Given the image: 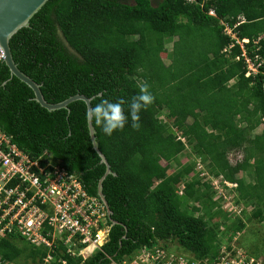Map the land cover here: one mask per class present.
<instances>
[{"label":"trees","instance_id":"trees-1","mask_svg":"<svg viewBox=\"0 0 264 264\" xmlns=\"http://www.w3.org/2000/svg\"><path fill=\"white\" fill-rule=\"evenodd\" d=\"M220 19L237 40L248 39L245 55L260 62L249 76L244 58L236 59L240 45ZM9 46L17 67L40 85L48 102L75 93L93 96L91 106L100 99L124 102L129 119L122 131L108 136L93 125L112 171L102 192L116 223L108 219V240L82 264H109L159 239L214 260L222 227L234 233L252 219L264 222V0H47ZM144 82L155 100L141 110L134 130L130 104ZM0 130L32 158L47 152L52 164L97 196L105 165L91 144L84 101L49 111L1 60ZM230 152L241 158L231 163ZM193 155L205 177L193 162H181ZM210 176L235 183L225 186L226 193L238 205L251 204L248 215L224 209ZM55 243L36 246L11 235L0 241L1 262L80 264L62 239Z\"/></svg>","mask_w":264,"mask_h":264},{"label":"built area","instance_id":"built-area-1","mask_svg":"<svg viewBox=\"0 0 264 264\" xmlns=\"http://www.w3.org/2000/svg\"><path fill=\"white\" fill-rule=\"evenodd\" d=\"M241 42H247V39ZM241 42V53L236 59L244 57L247 64L246 75H249L260 62L254 64L245 55ZM231 46L232 44L228 47ZM2 58L0 50V61ZM255 58L258 56L255 55ZM261 121H264V111ZM181 139L184 141L183 137ZM46 156H49L47 152L35 158L30 157L11 141L10 136L0 130V241L11 235H18L33 245L52 247L57 244L56 239H62L68 252L72 256H79L82 264L108 240L110 225L107 211L98 196L86 192L76 175L52 164ZM210 181L217 195L223 196L225 203H236L232 195L233 199L225 197V186L235 184L212 176ZM234 211L241 214L242 208L238 205ZM231 218H234L233 215ZM46 225L52 230L45 232ZM226 247L227 245H223L221 253L214 260H209L195 258L191 253H175V249L170 248L173 250L171 253L168 251V242L159 239L151 245L140 246L135 252L124 255L121 260H111L109 264H262L258 259L248 257L233 248L227 250ZM236 252L240 254L233 256ZM49 258L50 255L47 254L44 261L47 262Z\"/></svg>","mask_w":264,"mask_h":264},{"label":"water","instance_id":"water-1","mask_svg":"<svg viewBox=\"0 0 264 264\" xmlns=\"http://www.w3.org/2000/svg\"><path fill=\"white\" fill-rule=\"evenodd\" d=\"M46 1L47 0H0V50L3 55V62L8 67L11 75L20 79L32 90L33 99L45 109L51 111L59 108H67L70 102L82 100L86 105L87 111V109L91 107L90 101L93 96L87 97L84 94L75 93L59 102H48L40 90V85L27 74L22 72L13 60L9 46V39L20 28L27 27L29 25L30 18L45 4ZM98 95H100V93H98ZM87 128L92 147L99 155L100 161L105 165L104 174L101 176L97 184V196L105 205L109 221L114 224L116 222L111 219V211L102 192V181L104 177L107 174L112 173V171L106 157L99 149L94 126L89 125L87 122Z\"/></svg>","mask_w":264,"mask_h":264},{"label":"rangeland","instance_id":"rangeland-1","mask_svg":"<svg viewBox=\"0 0 264 264\" xmlns=\"http://www.w3.org/2000/svg\"><path fill=\"white\" fill-rule=\"evenodd\" d=\"M128 2H132V0H127ZM166 50L171 48V44L166 45ZM161 57L164 59L165 62H168V57L166 56V51L161 52ZM232 82V81H231ZM230 82V83H231ZM165 114H162V117H164ZM258 127L256 128L255 132H259L261 129L262 124L259 122ZM188 150V149H187ZM229 161L231 163H235L238 159L241 158V154L238 152H230L228 154ZM183 164H186L188 162L194 163V169L197 171L201 168L202 164L199 163V157L193 155L191 157H185L181 160ZM199 163V164H198ZM207 174L200 173L199 177H205ZM239 175H242L244 178L250 177V174L245 173H239ZM210 179V177H209ZM214 189V188H213ZM230 194V193H229ZM228 193L225 195L227 199H233ZM223 202V205L225 210L228 208L230 211H234L235 207H237V203L226 201V203ZM226 204L228 206H226ZM239 206L242 208L241 215H248L249 211H251V204H246L242 202V204H239ZM237 210V208H236ZM198 214V213H197ZM221 214H218L215 216V219L218 218ZM234 215V214H231ZM228 220V218H227ZM231 221V219H229ZM247 226L241 230L234 233H230L227 230V227H222L220 234L222 235L221 243L223 245H230L231 249L233 248L236 251H241V253L247 255L248 257H252L255 259H258L261 261L262 264H264V222H258L255 219H252L251 222L246 223ZM169 248L168 251L173 253L172 251L175 249V253H186L188 254L185 249H183L179 244L175 241H167ZM222 245V246H223ZM173 250H171V249ZM223 252L224 249L222 250ZM236 252L233 253V256L239 255L240 253ZM227 254V253H226ZM14 264H30L28 260H25L24 258H18L14 262Z\"/></svg>","mask_w":264,"mask_h":264},{"label":"clouds","instance_id":"clouds-1","mask_svg":"<svg viewBox=\"0 0 264 264\" xmlns=\"http://www.w3.org/2000/svg\"><path fill=\"white\" fill-rule=\"evenodd\" d=\"M187 1L192 2L194 0H187ZM208 13L216 16V14L214 13L212 9H210ZM220 24L224 26L226 33L230 35L232 38H234L235 41L239 45H240L239 42H241L243 39H246V38H243L241 39V41L237 40L235 37V33L232 31V28L228 24H226L224 20L220 19ZM232 35H234V37ZM247 42H248V39H247ZM241 43L244 44L246 42H241ZM229 45L224 47L223 51H229L230 50V47H228ZM246 68H247V64H246ZM249 75H246V76H249ZM138 87L140 89L139 94L132 98V101L130 104V116H131V121H132L131 127L134 130H139L140 128L139 113L141 112V110H146L152 103H154V100H155V97L149 91V86L146 82L139 84ZM263 88H264V85H263ZM123 103H124L123 101L113 102L108 99H100L99 103L87 109L86 121L88 122L89 125L100 127L102 131L108 136H111L115 131H118V130L122 131L125 125L128 123V119H129V117L125 115L124 108L122 106ZM197 171H201L200 173L205 172L203 170V166H202V169L197 170ZM230 184H235V183H230ZM230 186H233V185H230ZM182 188H183V185H181L180 192Z\"/></svg>","mask_w":264,"mask_h":264}]
</instances>
